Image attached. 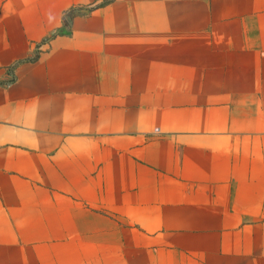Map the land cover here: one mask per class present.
Here are the masks:
<instances>
[{
    "label": "crops",
    "instance_id": "crops-1",
    "mask_svg": "<svg viewBox=\"0 0 264 264\" xmlns=\"http://www.w3.org/2000/svg\"><path fill=\"white\" fill-rule=\"evenodd\" d=\"M0 264H264V0H0Z\"/></svg>",
    "mask_w": 264,
    "mask_h": 264
},
{
    "label": "trees",
    "instance_id": "trees-1",
    "mask_svg": "<svg viewBox=\"0 0 264 264\" xmlns=\"http://www.w3.org/2000/svg\"><path fill=\"white\" fill-rule=\"evenodd\" d=\"M72 13V12H71ZM70 13V14H71ZM37 58H38V55H36L34 58H31V59H28V60H26L25 62H34V61H36L37 60ZM13 82V80L10 82V83H12ZM4 85V84H3Z\"/></svg>",
    "mask_w": 264,
    "mask_h": 264
},
{
    "label": "rangeland",
    "instance_id": "rangeland-1",
    "mask_svg": "<svg viewBox=\"0 0 264 264\" xmlns=\"http://www.w3.org/2000/svg\"><path fill=\"white\" fill-rule=\"evenodd\" d=\"M37 54H35L32 58H34ZM14 68V67H13ZM12 68H10L8 71L11 72Z\"/></svg>",
    "mask_w": 264,
    "mask_h": 264
}]
</instances>
